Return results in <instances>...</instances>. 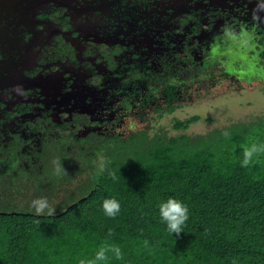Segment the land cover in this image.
I'll return each mask as SVG.
<instances>
[{
	"label": "flooded vegetation",
	"instance_id": "1",
	"mask_svg": "<svg viewBox=\"0 0 264 264\" xmlns=\"http://www.w3.org/2000/svg\"><path fill=\"white\" fill-rule=\"evenodd\" d=\"M214 39L264 65V0H0V184L16 179L13 203L47 190L54 161L83 144L146 131L175 93L241 88L210 62ZM176 81L188 87L169 96Z\"/></svg>",
	"mask_w": 264,
	"mask_h": 264
},
{
	"label": "trees",
	"instance_id": "2",
	"mask_svg": "<svg viewBox=\"0 0 264 264\" xmlns=\"http://www.w3.org/2000/svg\"><path fill=\"white\" fill-rule=\"evenodd\" d=\"M175 85L167 87L169 96L188 87L185 81ZM177 96L175 104L157 108L158 114L184 102ZM199 120L175 119L173 129L187 130ZM253 143L264 145V117L201 135L140 131L125 142L86 143L74 160L63 158L67 175L55 170L47 190L35 184L22 203H13L10 194L19 189L16 179L5 176L0 264H79L106 244L119 247L123 259L109 252L97 264H264V153L241 166L244 149ZM41 197L55 208L54 216L36 215L32 201ZM169 198L188 208L179 236L159 215V205ZM108 199L120 204L114 218L102 207Z\"/></svg>",
	"mask_w": 264,
	"mask_h": 264
},
{
	"label": "rangeland",
	"instance_id": "3",
	"mask_svg": "<svg viewBox=\"0 0 264 264\" xmlns=\"http://www.w3.org/2000/svg\"><path fill=\"white\" fill-rule=\"evenodd\" d=\"M205 44L203 49L210 55V62L217 68H225L229 73H238L237 79L241 88L237 89L235 81L230 79L219 83L215 89L199 99L179 103L171 113L152 115L145 129L149 136L160 130L168 136L181 133L201 135L230 123L247 124L264 117V65L261 60L258 61L250 53L242 52L234 44L230 47L222 46L215 39ZM222 56L226 60H222ZM193 116L200 117V120L190 125L187 130L173 129L175 119L184 120Z\"/></svg>",
	"mask_w": 264,
	"mask_h": 264
},
{
	"label": "clouds",
	"instance_id": "4",
	"mask_svg": "<svg viewBox=\"0 0 264 264\" xmlns=\"http://www.w3.org/2000/svg\"><path fill=\"white\" fill-rule=\"evenodd\" d=\"M227 136L228 133H225ZM264 153V145H257L253 143L250 147H246L243 151V161L241 163L242 167H248L252 162V158L255 154ZM56 164V173L60 175L63 173L67 175V172L62 168L61 161H54ZM105 168V163L103 158L99 164V171L103 172ZM32 207L35 209L37 216L47 215L52 217L55 215V208L50 206L47 198L41 197L32 201ZM103 210L109 217H115L120 210V204L115 199H108L103 202ZM159 215L162 220L167 225L169 232L179 236L182 233V226L188 220V208L180 201L169 198L166 202H162L159 205ZM144 246H148V241H144ZM113 253L117 260L123 259L121 249L113 245H103L96 252L95 257L89 260H80L79 264H97V262H104L109 259L107 253Z\"/></svg>",
	"mask_w": 264,
	"mask_h": 264
}]
</instances>
